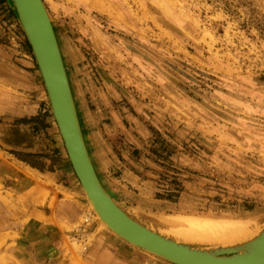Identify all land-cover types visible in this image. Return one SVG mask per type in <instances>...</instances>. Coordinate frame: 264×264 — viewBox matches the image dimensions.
Returning a JSON list of instances; mask_svg holds the SVG:
<instances>
[{"label": "rangeland", "instance_id": "1", "mask_svg": "<svg viewBox=\"0 0 264 264\" xmlns=\"http://www.w3.org/2000/svg\"><path fill=\"white\" fill-rule=\"evenodd\" d=\"M42 2L115 203L197 248L220 243L160 230L196 219L263 227L264 0ZM80 230L86 250L73 239ZM100 231L120 239L91 210L17 16L0 0V264H92Z\"/></svg>", "mask_w": 264, "mask_h": 264}, {"label": "water", "instance_id": "2", "mask_svg": "<svg viewBox=\"0 0 264 264\" xmlns=\"http://www.w3.org/2000/svg\"><path fill=\"white\" fill-rule=\"evenodd\" d=\"M39 69L72 170L95 213L126 243L171 264H264V226L252 238L196 248L165 238L132 219L100 183L84 144L76 106L48 12L42 0H10Z\"/></svg>", "mask_w": 264, "mask_h": 264}, {"label": "bare ground", "instance_id": "3", "mask_svg": "<svg viewBox=\"0 0 264 264\" xmlns=\"http://www.w3.org/2000/svg\"><path fill=\"white\" fill-rule=\"evenodd\" d=\"M10 1V0H9ZM11 2V1H10ZM72 92V91H71ZM48 98V97H47ZM81 128V127H80ZM82 132V130H81ZM83 136V134H82ZM61 137V136H60ZM62 140V139H61ZM84 140V137H83ZM85 144V141H84ZM64 146V144H63ZM86 146V144H85ZM87 149V147H86ZM88 152V149H87ZM89 155V152H88ZM90 158V156H89ZM91 160V158H90ZM92 162V161H91ZM93 165V163H92ZM94 167V166H93ZM95 170V169H94ZM96 172V171H95ZM98 177V176H97ZM99 179V178H98ZM100 181V180H99ZM101 183V182H100ZM102 184V183H101ZM103 186V185H102ZM104 187V186H103ZM105 189V188H104ZM106 190V189H105ZM107 191V190H106ZM108 192V191H107ZM85 193V192H84ZM109 194V193H108ZM86 195V193H85ZM111 196V195H110ZM112 197V196H111ZM87 198V196H86ZM113 199V198H112ZM88 201V200H87ZM114 201V200H113ZM115 202V201H114ZM89 203V202H88ZM89 206L91 208V210L93 211L94 215H96L98 221L101 223V225H103L104 227H106L108 230H110L112 233H114L110 228H108V226L100 219V217L95 213V211L93 210L91 204L89 203ZM129 216V214H128ZM139 216V215H138ZM139 219V218H138ZM146 220V219H145ZM144 221V220H143ZM153 221V219H152ZM155 221V220H154ZM138 222V221H137ZM142 222V221H141ZM138 222V223H141ZM149 222V221H148ZM174 222V221H173ZM255 222V221H253ZM163 223V222H162ZM161 222H157L156 224H161L160 226L163 227L165 225H162ZM170 223V222H169ZM172 223V222H171ZM256 223V222H255ZM165 224V223H164ZM146 225V224H145ZM148 225V223H147ZM167 225H174L172 228L170 227V229H167L168 227H166L165 229L167 230H160L162 232L165 233H171V231H174L179 238H181L182 240H191V239H200L201 242L205 241V242H210V243H220V245H216L213 247H218V246H226V245H231V244H235L238 242H242L245 240H248L250 238H252L254 235H256L260 229L262 228H258L256 230V226L254 223H252L251 221H246V220H236V221H229V220H210V219H196V220H192L191 222H183V223H175L174 224H168ZM177 227H176V226ZM159 226V227H160ZM262 226V225H261ZM147 228V226H146ZM153 228V227H152ZM164 228V227H163ZM149 230H151L150 228H148ZM161 229V228H160ZM153 231V230H151ZM159 231V232H160ZM155 232V231H153ZM157 233V232H155ZM115 235H117L116 233H114ZM158 234V233H157ZM160 235V234H159ZM118 236V235H117ZM162 236V235H161ZM174 236V235H173ZM119 237V236H118ZM164 237V236H163ZM120 239H122L121 237H119ZM166 238V237H165ZM123 240V239H122ZM199 240V241H200ZM124 241V240H123ZM174 241V240H173ZM193 241V240H192ZM198 241V242H199ZM177 242V241H175ZM179 243V242H178ZM223 243V244H221ZM183 244V243H181ZM187 245V244H185ZM134 246V245H133ZM190 246V245H189ZM136 247V246H135ZM193 247V246H192ZM197 248V247H196ZM150 254V253H149ZM162 259V258H161ZM164 260V259H162ZM166 261V260H165Z\"/></svg>", "mask_w": 264, "mask_h": 264}, {"label": "crops", "instance_id": "4", "mask_svg": "<svg viewBox=\"0 0 264 264\" xmlns=\"http://www.w3.org/2000/svg\"><path fill=\"white\" fill-rule=\"evenodd\" d=\"M24 180L23 191H28L33 187L32 179L24 177ZM88 257L92 264H154L144 253L106 231L95 232L94 240L88 246Z\"/></svg>", "mask_w": 264, "mask_h": 264}, {"label": "built area", "instance_id": "5", "mask_svg": "<svg viewBox=\"0 0 264 264\" xmlns=\"http://www.w3.org/2000/svg\"><path fill=\"white\" fill-rule=\"evenodd\" d=\"M86 222L91 223L92 221H91L90 219H89V221H88V219H87ZM85 233H86V232H85L84 230H80L79 232H77V233L75 234V236H73V239H74L75 241H77L78 243H80V244L83 245V246H82V249H83V250H86V249H87V245H86V242H87V236H86Z\"/></svg>", "mask_w": 264, "mask_h": 264}, {"label": "trees", "instance_id": "6", "mask_svg": "<svg viewBox=\"0 0 264 264\" xmlns=\"http://www.w3.org/2000/svg\"><path fill=\"white\" fill-rule=\"evenodd\" d=\"M172 196H175V195H172ZM170 199H172V197L169 196Z\"/></svg>", "mask_w": 264, "mask_h": 264}]
</instances>
